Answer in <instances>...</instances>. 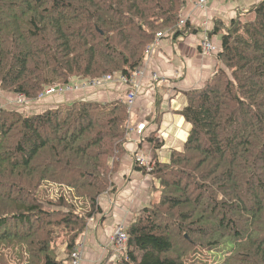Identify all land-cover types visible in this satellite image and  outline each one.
Returning <instances> with one entry per match:
<instances>
[{"label": "trees", "instance_id": "1", "mask_svg": "<svg viewBox=\"0 0 264 264\" xmlns=\"http://www.w3.org/2000/svg\"><path fill=\"white\" fill-rule=\"evenodd\" d=\"M187 1L0 0V99L36 104L50 88L129 78L158 33L174 43L196 33L179 25ZM213 34L215 71L179 111L182 151L168 164L154 156L149 172L134 164L160 196L126 228L115 264H264V0L216 20ZM129 123L124 101L0 108V264L72 263L114 188ZM156 135L145 138L153 150Z\"/></svg>", "mask_w": 264, "mask_h": 264}, {"label": "crops", "instance_id": "2", "mask_svg": "<svg viewBox=\"0 0 264 264\" xmlns=\"http://www.w3.org/2000/svg\"><path fill=\"white\" fill-rule=\"evenodd\" d=\"M259 1L210 0L205 8L196 9V0H188L181 17L195 28L196 33L181 36L175 43L164 38L154 47L151 56L145 58L139 68V88L130 113L125 153L111 177L114 188L100 197L102 213L90 220L80 239L82 259L78 264H115L118 255L111 244L114 230L127 228L141 210L157 202L160 196L158 182L134 168L133 155L141 152L150 163L155 156L159 163L168 164L173 151H182L190 131V125L179 114L187 104L185 92L203 86L217 66L220 34L210 36L208 33L216 20L227 23L238 10H245ZM206 34L212 44L209 55H203L199 49ZM153 75L155 80L152 79ZM128 88L118 78L98 87L79 84L56 91L31 105L44 111L72 99L125 102ZM158 99L161 103L156 112ZM156 131L162 147L153 150L145 138ZM63 257L60 256V259Z\"/></svg>", "mask_w": 264, "mask_h": 264}, {"label": "built area", "instance_id": "3", "mask_svg": "<svg viewBox=\"0 0 264 264\" xmlns=\"http://www.w3.org/2000/svg\"><path fill=\"white\" fill-rule=\"evenodd\" d=\"M209 1L210 0H196L194 5H196V7L199 9H203L206 7V5ZM213 1H218V0H213ZM186 22L187 21L181 17L179 24H180V26H182ZM165 35L166 34H164V33H158L157 34V38L154 41V43L146 50V54H145L146 57L151 56L153 49H154V46H156L160 42V40H162L161 38H163ZM199 49L203 55H209L210 52L212 51V44L209 41V38L207 37V35H205L203 41H201V43L199 45ZM140 75H141L140 71L137 70L136 72L131 74V76L129 78H125V77H122L120 75H114L113 77L105 76L99 80L91 81L90 84H87V85L82 84V85L83 86L98 87L104 82L113 81L114 78H118L122 84H125L129 87L127 89L128 91L126 92L125 103L127 106L128 113H131V110L133 108L134 101L136 98V93H137V90L139 88V85L137 84V78ZM152 79L153 80L156 79L155 75H153ZM71 87L68 86L67 88L70 89ZM62 90H66V89H64V88L63 89L50 88V89L44 91L40 95L39 99H41L45 96H48L50 94H53L56 91H62ZM133 162H134V164H138L139 166L144 167L146 172H149L152 168V163H150L148 160H146L141 152L133 155ZM111 244H112L113 248L115 249V252L117 253V255H121L122 253H124V251L126 250V244H127L126 228L119 227V228L115 229L114 233L111 236ZM81 259H82V247H81V245H78L72 252V260H73L72 263L78 264Z\"/></svg>", "mask_w": 264, "mask_h": 264}, {"label": "rangeland", "instance_id": "4", "mask_svg": "<svg viewBox=\"0 0 264 264\" xmlns=\"http://www.w3.org/2000/svg\"><path fill=\"white\" fill-rule=\"evenodd\" d=\"M195 8L197 9L196 5H195ZM186 20V19H185ZM187 21V20H186ZM180 25V24H179ZM207 35V34H206ZM165 37V36H164ZM208 37V36H207ZM155 47V46H154ZM154 50V49H153ZM146 54V52H145ZM105 77V76H104ZM91 82V81H90ZM90 82L88 84H90ZM64 89H69L67 87H65ZM1 93V92H0ZM16 100V99H15ZM18 104L19 106L15 107V105L13 104ZM0 108H12V109H16L18 110V112L20 113H24V114H30V113H39L41 112L43 109H38V108H35L34 105H31L30 103H24V102H21L18 100H16L15 102L14 101H10V98L6 97V98H3L0 99ZM35 108V109H34ZM52 197L55 198L56 196H59V191H58V188L57 187H54L53 190H52ZM90 222V221H89ZM88 222V223H89ZM115 231V230H114ZM114 233V232H113ZM60 254L61 256H66L65 254H63V248L60 249ZM13 257V255H12ZM13 260L12 258H8V263L9 264H13Z\"/></svg>", "mask_w": 264, "mask_h": 264}]
</instances>
